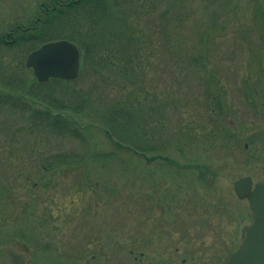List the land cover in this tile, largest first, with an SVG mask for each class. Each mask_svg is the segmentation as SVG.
I'll return each mask as SVG.
<instances>
[{
	"label": "rangeland",
	"instance_id": "1",
	"mask_svg": "<svg viewBox=\"0 0 264 264\" xmlns=\"http://www.w3.org/2000/svg\"><path fill=\"white\" fill-rule=\"evenodd\" d=\"M48 1L0 0V33L37 18ZM133 4L126 45L136 63L119 74L132 82L107 85L92 74L77 82L92 98L90 113L75 118L83 142L19 132L20 112L0 108V189H8L0 194V264H220L239 243L250 212L233 182L264 181V145L254 140L263 139L264 110L254 114L247 100L256 82L264 92V18L254 0ZM19 50L1 48V71L30 79ZM122 104L153 130L154 152L116 151L125 166L98 157L54 163L39 175L53 153L115 152L98 121Z\"/></svg>",
	"mask_w": 264,
	"mask_h": 264
},
{
	"label": "trees",
	"instance_id": "2",
	"mask_svg": "<svg viewBox=\"0 0 264 264\" xmlns=\"http://www.w3.org/2000/svg\"><path fill=\"white\" fill-rule=\"evenodd\" d=\"M115 1H118L117 5L109 3L108 0H49L41 10L44 17L40 18L38 15L37 18L34 16V18H28V22L21 26L23 30L12 34L11 37L3 38V34L0 35V50L2 47H11V49L16 47L23 55L47 40L59 38L75 42L83 53L80 74L72 81L49 79L38 83L32 75L30 79L23 80L22 74L14 78L11 73L5 80H0V84L9 89L7 95L0 100L3 101L0 104L8 107L9 110H17L26 115L22 119L24 126L18 127L21 132L25 128L28 131L45 130L46 134H55L60 138L65 136L68 139L72 137L83 142L85 134L80 130L78 120L75 118L90 113L89 110L84 109L87 104L92 103V98L83 88L79 87L80 83H77L79 78L92 74V76L102 78V82L105 81L107 85L111 83L124 85L121 83L125 80L128 83L132 82L133 79L119 74L124 72L131 75L136 63V60L130 56L126 45L133 28L125 10L127 8L133 10L135 0ZM254 3L255 14L260 13L258 16L264 18L261 0H254ZM102 6L103 10H101ZM114 9L118 10V13ZM92 18L94 25L91 27ZM79 21L89 23L87 25L90 28L85 27L86 25L73 26ZM4 59L5 57L0 55V64L3 67H5ZM19 64H23L22 60ZM1 65L0 70H2ZM19 80L21 82H18ZM257 84L258 82L249 88L250 94L247 96L248 104L251 105L254 114H259L261 110H264V92L262 95L260 90L255 88H258ZM255 99L257 102L253 104L252 101ZM139 114L136 115V107L133 109L129 104L109 106L107 114L99 116L98 126L104 129L106 135L114 142L115 152L108 151L103 154L97 151L86 154L53 153L46 161L42 159L43 165H39L40 168L37 169L41 172L39 175L42 176L52 171L51 167L54 163L58 165L68 162L87 163L89 159L95 157L112 162L121 157L116 155V151L120 150L133 151L140 155L154 152L157 146L152 139L153 130L150 132L145 130L146 122L138 117ZM232 134L235 140L239 139L237 135ZM233 135H231L232 140ZM262 135L263 139L254 138V140L258 139L264 145V133ZM153 158L155 156L151 155L150 159ZM117 161L123 166L128 164L124 158L117 159ZM262 161L264 162V157ZM7 192L8 190L2 187L1 194L6 196ZM25 233L20 232L19 235L22 237L19 240H25L28 236Z\"/></svg>",
	"mask_w": 264,
	"mask_h": 264
},
{
	"label": "water",
	"instance_id": "3",
	"mask_svg": "<svg viewBox=\"0 0 264 264\" xmlns=\"http://www.w3.org/2000/svg\"><path fill=\"white\" fill-rule=\"evenodd\" d=\"M78 49L67 41L42 44L25 59L38 81L49 77L74 78L78 71ZM248 176L236 180L233 189L237 197L246 198L251 213L250 222L242 227L240 243L228 253L222 264H264V182L251 187Z\"/></svg>",
	"mask_w": 264,
	"mask_h": 264
}]
</instances>
